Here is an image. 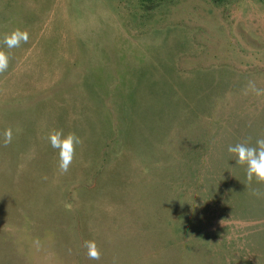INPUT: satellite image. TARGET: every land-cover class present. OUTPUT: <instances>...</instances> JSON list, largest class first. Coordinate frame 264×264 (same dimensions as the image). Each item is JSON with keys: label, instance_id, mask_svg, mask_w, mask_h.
Here are the masks:
<instances>
[{"label": "rangeland", "instance_id": "1", "mask_svg": "<svg viewBox=\"0 0 264 264\" xmlns=\"http://www.w3.org/2000/svg\"><path fill=\"white\" fill-rule=\"evenodd\" d=\"M0 50V264H264V183L227 151L264 138L263 3L0 0Z\"/></svg>", "mask_w": 264, "mask_h": 264}, {"label": "clouds", "instance_id": "2", "mask_svg": "<svg viewBox=\"0 0 264 264\" xmlns=\"http://www.w3.org/2000/svg\"><path fill=\"white\" fill-rule=\"evenodd\" d=\"M28 38L26 31L14 29L4 34L2 43L6 48L12 49L19 47L22 42L26 43ZM8 63L7 53L0 50V72L7 70ZM249 89L256 95L264 94V89L256 88L252 82H249ZM12 138V129H6L3 132L4 144L11 143ZM47 139L51 148L57 154L59 170L62 173H66L73 162L76 147L82 143L80 137L74 132L65 133L62 129H57L49 132ZM227 151L234 157L236 164L245 167L247 185H251L253 181L256 183H264V138H258L255 141V145L247 142H238L234 145H229ZM253 194L260 195L257 191H254ZM83 247L87 250L89 259H100V251L94 240L84 241Z\"/></svg>", "mask_w": 264, "mask_h": 264}, {"label": "trees", "instance_id": "3", "mask_svg": "<svg viewBox=\"0 0 264 264\" xmlns=\"http://www.w3.org/2000/svg\"><path fill=\"white\" fill-rule=\"evenodd\" d=\"M143 8L147 10H155L162 5L171 4L173 0H137ZM209 1L213 6H223L224 4L232 0H206ZM264 4V0H256Z\"/></svg>", "mask_w": 264, "mask_h": 264}]
</instances>
